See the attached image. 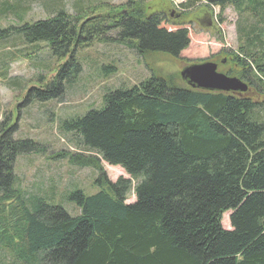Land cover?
Masks as SVG:
<instances>
[{
	"label": "trees",
	"instance_id": "16d2710c",
	"mask_svg": "<svg viewBox=\"0 0 264 264\" xmlns=\"http://www.w3.org/2000/svg\"><path fill=\"white\" fill-rule=\"evenodd\" d=\"M195 3L220 11L234 5L255 20L239 29L237 51L217 53L235 67L224 73L246 82L264 104V0H187L182 6ZM125 6L85 21L61 4L49 18L10 26L28 42H46L63 60L50 81L28 90V99L60 100L82 70L76 49L106 29L140 55L182 59L189 27L168 25L164 15L148 13L143 0ZM0 11L14 13L11 6ZM250 90L209 91L150 75L106 91L100 107L63 119L58 127L77 138L78 151L53 157L94 168L103 161L129 175L112 182L101 173L96 192L66 193L76 206L72 214L26 196L16 184V157L43 148L13 139L15 125L2 123L0 250L19 264H264V123ZM227 211L229 229L221 225Z\"/></svg>",
	"mask_w": 264,
	"mask_h": 264
},
{
	"label": "rangeland",
	"instance_id": "374dc122",
	"mask_svg": "<svg viewBox=\"0 0 264 264\" xmlns=\"http://www.w3.org/2000/svg\"><path fill=\"white\" fill-rule=\"evenodd\" d=\"M128 1L0 0V9L5 6L14 9V13L6 11L0 14V31L5 29L7 32L0 33V38L4 35L0 39V125H15L13 139H31L43 148L42 153L27 152L16 157L13 167L17 177L16 184L26 196H41L50 203L61 205L70 214L76 206L68 201L66 193L76 188L82 189L86 194L96 192L98 187L95 180L101 173L112 182L118 177L129 178V175L121 167L111 166L103 161L99 162V168H94L70 163L65 158L53 157L78 151L77 138L60 130L59 123L63 119L100 107L106 91L121 85L131 86L150 75L184 85L179 76L180 70L186 65L183 59L191 63L216 61L224 72L235 69L227 62L225 54L218 55L217 52L221 49L237 51L239 29L246 30L255 24L249 13L242 12V8L239 10L234 5L220 11L218 7L209 8L199 3L183 7L187 0H143L148 13L164 15L168 25L181 24L189 27L192 39L180 54L181 60L177 61L160 53L140 55L128 45L118 43L112 29H102V35L92 33V36L85 39L87 43L76 49L75 57L82 70L66 87L60 100L38 102L28 99V90L50 81L63 60L59 61L52 55L46 42H28L14 30H9L10 26L17 27L23 22L49 18L54 11L52 8L61 4L68 14L88 21L97 12L102 14L109 7L124 6L125 10ZM15 13L21 14L20 22ZM211 19L214 20L212 23ZM220 60L224 62L221 63ZM247 96L259 102L255 110L258 120L264 123L261 96L256 95L254 90H250ZM133 200V196L129 194L127 202ZM229 214L227 211L221 216V225L226 229L230 228ZM7 253L0 250V264H19Z\"/></svg>",
	"mask_w": 264,
	"mask_h": 264
},
{
	"label": "water",
	"instance_id": "95a60500",
	"mask_svg": "<svg viewBox=\"0 0 264 264\" xmlns=\"http://www.w3.org/2000/svg\"><path fill=\"white\" fill-rule=\"evenodd\" d=\"M216 67L211 61L192 63L180 70V77L192 88L239 93L246 91L247 85L244 82L217 71Z\"/></svg>",
	"mask_w": 264,
	"mask_h": 264
},
{
	"label": "bare ground",
	"instance_id": "6f19581e",
	"mask_svg": "<svg viewBox=\"0 0 264 264\" xmlns=\"http://www.w3.org/2000/svg\"><path fill=\"white\" fill-rule=\"evenodd\" d=\"M229 6V5H228ZM219 9V8H218Z\"/></svg>",
	"mask_w": 264,
	"mask_h": 264
}]
</instances>
